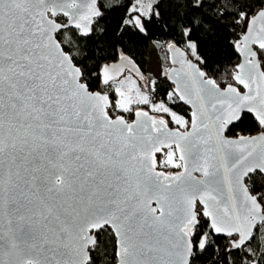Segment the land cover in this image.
Segmentation results:
<instances>
[{
	"label": "snow or ice",
	"instance_id": "1",
	"mask_svg": "<svg viewBox=\"0 0 264 264\" xmlns=\"http://www.w3.org/2000/svg\"><path fill=\"white\" fill-rule=\"evenodd\" d=\"M0 264H264V0H0Z\"/></svg>",
	"mask_w": 264,
	"mask_h": 264
},
{
	"label": "rangeland",
	"instance_id": "2",
	"mask_svg": "<svg viewBox=\"0 0 264 264\" xmlns=\"http://www.w3.org/2000/svg\"><path fill=\"white\" fill-rule=\"evenodd\" d=\"M146 67H147V70L153 74H156L160 71V60L158 59L156 51H154L151 48H149V51H148V59H147ZM159 160H162V157H160ZM159 166L160 168L164 167L162 163Z\"/></svg>",
	"mask_w": 264,
	"mask_h": 264
},
{
	"label": "trees",
	"instance_id": "3",
	"mask_svg": "<svg viewBox=\"0 0 264 264\" xmlns=\"http://www.w3.org/2000/svg\"><path fill=\"white\" fill-rule=\"evenodd\" d=\"M148 51H149V49H148ZM148 51L145 54V56L143 57V59L146 61V66H147V59H148ZM163 87L164 88L167 87V82H165V84L163 85ZM174 110L177 111L178 114L183 115L184 117H189L190 109L186 105H180L179 107L175 108ZM159 158H160V156L158 155V160H159ZM159 168H160V166H159Z\"/></svg>",
	"mask_w": 264,
	"mask_h": 264
},
{
	"label": "flooded vegetation",
	"instance_id": "4",
	"mask_svg": "<svg viewBox=\"0 0 264 264\" xmlns=\"http://www.w3.org/2000/svg\"><path fill=\"white\" fill-rule=\"evenodd\" d=\"M186 119H188V118H190V116L189 117H185Z\"/></svg>",
	"mask_w": 264,
	"mask_h": 264
},
{
	"label": "water",
	"instance_id": "5",
	"mask_svg": "<svg viewBox=\"0 0 264 264\" xmlns=\"http://www.w3.org/2000/svg\"><path fill=\"white\" fill-rule=\"evenodd\" d=\"M187 106V105H186ZM161 169V168H160Z\"/></svg>",
	"mask_w": 264,
	"mask_h": 264
}]
</instances>
